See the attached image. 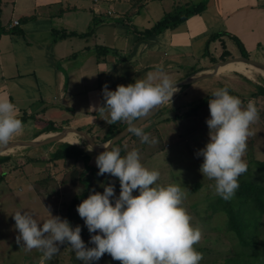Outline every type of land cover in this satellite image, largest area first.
Listing matches in <instances>:
<instances>
[{
	"label": "crops",
	"instance_id": "1",
	"mask_svg": "<svg viewBox=\"0 0 264 264\" xmlns=\"http://www.w3.org/2000/svg\"><path fill=\"white\" fill-rule=\"evenodd\" d=\"M199 4L200 13L152 31L167 14ZM236 40L247 53L264 52V0H0V93H9L23 124L38 132L49 124L93 131L112 125L98 110L103 85L115 90L149 73L178 82L226 52L242 56ZM222 73L213 77L217 85L228 82Z\"/></svg>",
	"mask_w": 264,
	"mask_h": 264
},
{
	"label": "clouds",
	"instance_id": "2",
	"mask_svg": "<svg viewBox=\"0 0 264 264\" xmlns=\"http://www.w3.org/2000/svg\"><path fill=\"white\" fill-rule=\"evenodd\" d=\"M175 85L168 75L155 78L151 73L134 83L117 85L115 90L105 84L98 110L107 112L103 119L108 124L132 121L172 102L173 94L180 91ZM212 97L206 119L209 140L196 155L203 157L199 168L203 177L214 180L215 194L227 201L239 188V177L248 171L244 156L252 134L250 125L259 119V111L254 101L245 105L227 88L216 89ZM23 128L9 93H0V148L8 146ZM128 131L141 143H156L135 123ZM74 134L80 139L71 144L85 139L83 134ZM101 146L104 151L95 157L96 175L115 177L120 190L117 195L114 183H102L103 192L90 191L76 206L90 233L88 243L81 237L79 224L73 226L67 218L52 215L49 210V218L42 223L28 211L12 214L18 230L16 243L29 251L38 249L42 253L39 264L51 260L65 244L82 264L98 262L104 254L121 264H200L203 254L194 245L201 240L202 232L190 223L191 216L183 206L186 187L182 181L161 186L156 183L160 172L145 167L137 149L121 155L111 142ZM86 150L91 152L92 144L86 145Z\"/></svg>",
	"mask_w": 264,
	"mask_h": 264
},
{
	"label": "rangeland",
	"instance_id": "3",
	"mask_svg": "<svg viewBox=\"0 0 264 264\" xmlns=\"http://www.w3.org/2000/svg\"><path fill=\"white\" fill-rule=\"evenodd\" d=\"M232 54L237 56L240 51L233 48ZM247 55L264 64V52H249ZM253 72L252 76L236 71L223 72L219 80L224 79L228 84L217 85L215 79L210 78L193 85L188 95H182L183 91L177 92L182 96L176 103L169 101L167 106L173 108L175 105V111L183 114L205 98L203 96L209 91L219 88L231 89L239 98L252 96L251 100L259 111V119L250 125L252 134L248 138L244 156L248 163V171L239 177V183L251 180L259 184L264 178V170L259 165V162H264V96L258 95L257 85L264 88V75L262 76L260 71ZM248 101L244 104L246 105ZM172 103L174 105L171 107ZM162 112L166 114L152 118L141 127L149 134L150 140L154 138L156 143H141L139 137L130 135L115 147L120 149L121 155L137 149L142 164L160 172L157 184L166 186L182 181L183 186L186 187L183 206L191 216L190 223L202 232L201 240L194 245L203 254L200 264H264V253H253L260 246L264 250V216L260 225L251 232L242 231L240 235L234 231L228 213L223 210L227 207V201L222 199L217 203L221 197L215 194V181L203 177L199 171L203 157H198L196 152L209 140V129L206 124V119L210 116L208 103L190 113L188 117L170 121H165V118L176 112L169 115L171 111L167 107ZM131 122L118 121L115 126ZM43 124L41 122L38 126L41 127ZM74 126L78 127V124ZM30 128L34 130L32 122L24 125L23 131L14 135L11 141L28 140L40 131H37L35 126V132H27ZM113 129V125L97 127L90 135H93L92 138L101 145L113 133ZM85 131L88 132L86 129ZM55 144L35 150L24 149L17 156H0L11 158L0 165V264H39L42 256L38 249L33 248L29 251L16 243L18 230L15 229V221L12 218L15 212L28 211L41 223L49 218L50 213L67 218L73 226L77 224L81 226V237L87 244L90 233L83 219L79 217L76 206H72L74 198L84 193L87 188L103 192L102 183H114L115 192L119 194V181L115 177L109 174L97 176L98 171L88 169L83 160L68 158L49 161L48 156H52L56 150ZM88 154L91 155L89 165L97 168L95 164L97 155L89 151ZM84 181L88 183H82ZM237 190L232 198L234 202H239ZM246 240L249 242L248 245H245ZM45 264H82V261L78 260L74 250L65 244L61 245L60 251ZM93 264H121V262L113 260L109 254H104Z\"/></svg>",
	"mask_w": 264,
	"mask_h": 264
},
{
	"label": "trees",
	"instance_id": "4",
	"mask_svg": "<svg viewBox=\"0 0 264 264\" xmlns=\"http://www.w3.org/2000/svg\"><path fill=\"white\" fill-rule=\"evenodd\" d=\"M203 8H204L203 5L199 4V5L191 8V9H188L185 12L176 11L175 14L169 13L164 17V19H162L160 22H158V24L152 29V31L158 32V31H160V30H162L168 26L176 25L179 22L183 21L184 18L189 16V14L200 13ZM219 37H220V35L212 36L211 41H214L215 39H217ZM236 41L240 47L242 56L248 57L242 43L239 40H236ZM230 57H232V56L228 52H226L222 56L221 61L227 60ZM219 62L220 61L218 59L212 58L213 65H215ZM257 88L259 89L258 95L264 96V88L259 86V85H257ZM229 92H230V94L236 96L235 92H232L231 89H229ZM253 95H256V94H253ZM211 98H213L211 94L206 96L205 98H202L198 102L197 105L193 106L189 111H185L183 114H179L175 111L174 108H168V106H166L167 109L168 110L170 109V111H171V112H169V115H170V113H175V112L176 113L170 117L165 118V121H170L172 119H178V118L180 119V118L188 117L190 115V113L195 112L200 107H202L203 105L208 103V100ZM240 98H241L242 102L245 103L246 101L251 100L252 96L250 98H247L245 96H241ZM166 107H164L161 110V112L155 116V118L163 116L164 112H162V111L165 110ZM164 114H166V113H164ZM117 123L118 122L112 124L114 126L113 133L109 137H107L104 140V142L110 141L115 134L122 131L126 127V125L129 124V123H124V124H120L118 126H115ZM57 131H59V128L54 127L53 124H49L44 131L38 132L36 135L40 136L44 133L47 134L50 132H57ZM91 131L92 130H89L88 133L91 134ZM130 135L135 136L133 133H131ZM91 136H93V135H91ZM120 143L121 142H119L117 145H119ZM54 147H56V150L54 151V153H52V156H48L49 161L67 160L68 158L69 159H75V160H83L84 162H86L88 169H91L92 171H94L96 169V172L98 171L97 168H94V167L89 165L91 155L88 154V151L86 149L81 148L80 146L72 145L69 143H61V142L56 143L54 145ZM10 159L11 158L0 157V165L6 163V161H9ZM259 165L264 170V162H259ZM84 175H85V173H84ZM82 183L85 184L88 182L84 181ZM262 183H264V178L262 180ZM262 183L257 184L256 182H252L251 180H246V181H243L242 183H239V188L237 190V199H239V202H234L233 199H230V200H227V202H226L227 207L222 205L225 207V209L223 208V210L224 211L226 210V213H228V215L230 217L229 222L232 225H234L233 230L240 233V235L244 231L245 232H251L252 230L256 229L255 227L260 225L261 218L264 216V184H262ZM86 185L88 186V184H86ZM92 189L87 188V190L84 193L77 195L72 202V206L73 205L77 206L83 199L87 198V196L90 194V191H93ZM221 201H222V198H219L217 203H219ZM75 206H73V207H75ZM248 243H249L248 241L245 242V245H248ZM253 253L263 254L264 250L260 246L256 250H254Z\"/></svg>",
	"mask_w": 264,
	"mask_h": 264
},
{
	"label": "water",
	"instance_id": "5",
	"mask_svg": "<svg viewBox=\"0 0 264 264\" xmlns=\"http://www.w3.org/2000/svg\"><path fill=\"white\" fill-rule=\"evenodd\" d=\"M236 62H242L248 66H252L256 68L258 71L264 72V64L261 62H258L256 60H253L249 57H233L227 60H224L222 62H219L215 65L212 66L209 70L206 71H201V72H194L193 74L187 76L186 78L176 82L177 87L179 89L184 88L186 86L201 82L203 80L213 78L218 76L221 72V69L225 67L226 65L230 63H236ZM165 107V104L160 106L158 109H153L150 111V113L144 117L141 118H136L133 120L131 123H129L122 131L119 133L115 134L113 138L108 141L111 142V146L115 147L119 142L123 141L126 139L131 132L128 131V128L130 124L135 123L137 126L142 127L144 124L149 122L152 118H154L163 108ZM80 133L85 136V139H83L84 145L82 146L84 149H86V145L92 144L93 150L91 151L92 154L98 155L100 152L104 151L103 147L98 144L92 136L85 130H81L78 128H62L61 130L53 133V134H48L47 136H40L37 139L31 140V141H10L9 145L0 148V156H4L7 151L10 149H15V148H24L28 150H35L44 146H48L51 144L55 143H60L64 142V139L70 135L71 133ZM80 137V136H79Z\"/></svg>",
	"mask_w": 264,
	"mask_h": 264
},
{
	"label": "bare ground",
	"instance_id": "6",
	"mask_svg": "<svg viewBox=\"0 0 264 264\" xmlns=\"http://www.w3.org/2000/svg\"><path fill=\"white\" fill-rule=\"evenodd\" d=\"M227 71H230V72H240L242 74H246L248 76H252V74L254 73L253 71L255 72H258L256 70V68L252 67V66H248L242 62H236V63H230L228 65H226L225 67H223L221 69V72H227ZM262 76L264 75V72H262ZM264 77V76H263ZM47 136V135H44V137ZM80 137L75 135L74 133H71L70 135H68L65 139H64V142H68V143H73L75 142L76 140H79ZM73 145H76V146H80L82 147L84 145L83 143V140L81 141L80 144H73ZM24 150V148H15V149H10L9 151H7L6 153H4L5 155H10V156H17L20 152H22Z\"/></svg>",
	"mask_w": 264,
	"mask_h": 264
},
{
	"label": "built area",
	"instance_id": "7",
	"mask_svg": "<svg viewBox=\"0 0 264 264\" xmlns=\"http://www.w3.org/2000/svg\"><path fill=\"white\" fill-rule=\"evenodd\" d=\"M14 23H15V25H17V24H19V21H15Z\"/></svg>",
	"mask_w": 264,
	"mask_h": 264
}]
</instances>
